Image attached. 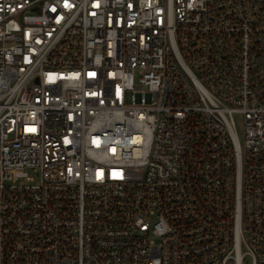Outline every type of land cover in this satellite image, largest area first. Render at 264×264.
<instances>
[{
    "label": "built area",
    "instance_id": "built-area-1",
    "mask_svg": "<svg viewBox=\"0 0 264 264\" xmlns=\"http://www.w3.org/2000/svg\"><path fill=\"white\" fill-rule=\"evenodd\" d=\"M0 264H264V0H0Z\"/></svg>",
    "mask_w": 264,
    "mask_h": 264
},
{
    "label": "rangeland",
    "instance_id": "rangeland-1",
    "mask_svg": "<svg viewBox=\"0 0 264 264\" xmlns=\"http://www.w3.org/2000/svg\"><path fill=\"white\" fill-rule=\"evenodd\" d=\"M241 125H239V127H240Z\"/></svg>",
    "mask_w": 264,
    "mask_h": 264
}]
</instances>
